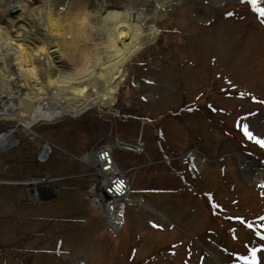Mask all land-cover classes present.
Listing matches in <instances>:
<instances>
[{
    "label": "rangeland",
    "instance_id": "1",
    "mask_svg": "<svg viewBox=\"0 0 264 264\" xmlns=\"http://www.w3.org/2000/svg\"><path fill=\"white\" fill-rule=\"evenodd\" d=\"M105 1L139 11L156 37L126 64L113 104L42 121L33 133L17 126L22 145L0 151V264H264V174L255 171L264 169V0ZM98 2L85 0L89 28L75 46L52 36V63L67 74L87 66L84 48L110 47ZM43 3L3 0L2 10L15 5L20 22ZM65 11L78 24L80 6ZM10 64L0 59V113L9 109L0 132L44 101L58 113L74 102L27 88ZM46 141L50 158L35 165ZM103 142L131 177L119 235L86 196L94 179L85 156ZM35 177L46 179L47 198Z\"/></svg>",
    "mask_w": 264,
    "mask_h": 264
},
{
    "label": "bare ground",
    "instance_id": "2",
    "mask_svg": "<svg viewBox=\"0 0 264 264\" xmlns=\"http://www.w3.org/2000/svg\"><path fill=\"white\" fill-rule=\"evenodd\" d=\"M16 2L18 5L19 1ZM73 3L83 10L81 17L76 21L78 24H74L65 11L69 4ZM2 5L3 0H0V59L3 65L8 66L7 63L12 61L10 67L14 66V73L22 79L27 88L33 89L34 86H39L36 92H41L40 94L44 96H46L44 91L47 90L49 94L53 91L51 93L53 95L55 90L62 91L64 94L69 93L73 99L71 100L74 101L62 113L49 111L50 109L43 111L42 107L47 101L39 104L36 112L30 109L26 116L33 120L23 122L24 129L28 133L32 132V125L37 122L52 121L70 112L81 114L97 102L107 106L113 104L118 88L126 75V64L156 37L154 27H150V31L147 32L146 18H143L139 11L136 10L137 13L133 14L129 7L118 9L101 0L96 5V14L99 18L98 22L104 24L110 47L105 53L99 52L97 47L94 48L95 45L84 48L87 66L82 72L67 74L64 69L59 68V65H53L49 48L54 34L62 37L65 49L72 47L80 37L86 36L85 29L89 28L87 27L89 14L84 7L85 0H44L41 7L29 8L25 18L20 22L15 19V15H11V9L16 7L15 5L5 10H2ZM30 11L33 16L37 13L38 18L31 17ZM67 33L73 35L71 37L73 40L69 39V43L66 39ZM74 51L79 52L80 48L76 47ZM26 95L28 97V93ZM8 111V108L4 109L2 115ZM15 140V137L13 140L0 139V149H5L7 144L15 143ZM89 158L91 157L85 156L87 162L91 161ZM244 163L254 165L250 161ZM91 168L94 179L91 189L106 196L104 187L109 184L108 173L102 169L100 160L95 158L91 161ZM255 171L258 172L257 177L264 174V169ZM42 182L37 177L32 180V184L35 185H40ZM39 189L43 191L44 188Z\"/></svg>",
    "mask_w": 264,
    "mask_h": 264
},
{
    "label": "built area",
    "instance_id": "3",
    "mask_svg": "<svg viewBox=\"0 0 264 264\" xmlns=\"http://www.w3.org/2000/svg\"><path fill=\"white\" fill-rule=\"evenodd\" d=\"M98 159L101 162L102 169L108 173L109 184L104 187V193L106 196L98 193L96 190L89 189L90 196L92 201L97 205H104L110 213V217L113 222L118 223L120 221V217L118 216V212L115 209L114 205V197H120L124 195L127 191V180L120 175L114 174L109 175L113 172V161L110 156V152L108 149L103 150L98 154ZM108 163V166H107ZM92 190V192H91Z\"/></svg>",
    "mask_w": 264,
    "mask_h": 264
},
{
    "label": "water",
    "instance_id": "4",
    "mask_svg": "<svg viewBox=\"0 0 264 264\" xmlns=\"http://www.w3.org/2000/svg\"><path fill=\"white\" fill-rule=\"evenodd\" d=\"M18 11H19V9H18L17 7L12 8V9H11V15H15ZM3 20H5V19H3ZM42 108H43V110H45V106H43ZM52 111H53V109H52ZM54 113H55V112H54ZM21 120H22V121H21ZM32 120H33V119H32ZM32 120H30V117H28V116H22V117L19 118V122H20V123H22V122H24V121L29 122V121H32ZM14 131H15V129H13V130H11V131H7L6 133L13 134Z\"/></svg>",
    "mask_w": 264,
    "mask_h": 264
},
{
    "label": "snow or ice",
    "instance_id": "5",
    "mask_svg": "<svg viewBox=\"0 0 264 264\" xmlns=\"http://www.w3.org/2000/svg\"><path fill=\"white\" fill-rule=\"evenodd\" d=\"M245 131H246V132L248 131V130H247V127H245ZM248 135H249V137L251 138L252 133L248 132ZM258 142L261 143L262 145H264V141H258ZM254 254H255V250H254Z\"/></svg>",
    "mask_w": 264,
    "mask_h": 264
},
{
    "label": "trees",
    "instance_id": "6",
    "mask_svg": "<svg viewBox=\"0 0 264 264\" xmlns=\"http://www.w3.org/2000/svg\"><path fill=\"white\" fill-rule=\"evenodd\" d=\"M44 128V127H43ZM45 131V130H44ZM240 218V217H239Z\"/></svg>",
    "mask_w": 264,
    "mask_h": 264
}]
</instances>
